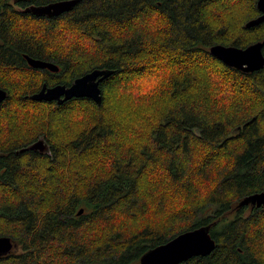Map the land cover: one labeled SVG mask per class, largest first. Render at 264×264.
<instances>
[{"label": "trees", "instance_id": "1", "mask_svg": "<svg viewBox=\"0 0 264 264\" xmlns=\"http://www.w3.org/2000/svg\"><path fill=\"white\" fill-rule=\"evenodd\" d=\"M51 1L0 0V236L18 245L0 264H141L207 224L215 249L179 264H264V207L238 205L264 191V67L244 72L210 51L264 44V22L246 26L258 0L24 12ZM95 68L114 70L100 104L30 97ZM40 139L49 152L25 149Z\"/></svg>", "mask_w": 264, "mask_h": 264}, {"label": "water", "instance_id": "2", "mask_svg": "<svg viewBox=\"0 0 264 264\" xmlns=\"http://www.w3.org/2000/svg\"><path fill=\"white\" fill-rule=\"evenodd\" d=\"M17 1V0H16ZM81 0H53L43 4H29L24 12H29L36 16L55 17L73 8ZM260 14L250 19L247 27H254L264 22V0L257 1ZM263 42L258 41L245 48L235 45H224L216 43L210 47L211 54L220 59L226 65L238 68L244 72H253L264 67ZM29 65L35 68H46L50 71H59V66L43 59H38L25 55ZM114 73L108 68H95L88 73L76 78L70 86L66 84H55L49 86L44 83L41 89L30 95L37 101H56L62 104L74 97H90L96 103L102 102V90L100 83ZM8 96L7 90L0 88V103ZM31 149L43 151L45 149L44 140H38L30 146ZM239 206L253 205L264 207V191L255 192L245 196L240 200ZM84 210L80 209V213ZM18 245L9 236H0V256H5ZM216 247V240L211 234V224L189 229L179 233L165 243L149 249L141 256V264H179L195 256H205L210 254Z\"/></svg>", "mask_w": 264, "mask_h": 264}, {"label": "flooded vegetation", "instance_id": "3", "mask_svg": "<svg viewBox=\"0 0 264 264\" xmlns=\"http://www.w3.org/2000/svg\"><path fill=\"white\" fill-rule=\"evenodd\" d=\"M43 69H45V70H49V69H46V68H43ZM50 71V70H49ZM51 72H53V71H51ZM72 84V82L69 84V85H67V86H70ZM41 140V139H40ZM42 140H44V139H42ZM37 142V141H36ZM44 142H45V149L43 150V151H41V150H38V149H33V150H36V151H40V152H42V153H46V152H49V150H50V147H49V145L47 144V142L44 140ZM35 143V142H34ZM33 143V144H34ZM32 145V144H31ZM31 145H29V147H26L25 149H31L30 148V146ZM246 206H250V209L252 208V207H255V206H253V205H246ZM14 251V249L10 252V253H8V254H6L5 256H7V255H9V254H11L12 252ZM0 257H2V256H0Z\"/></svg>", "mask_w": 264, "mask_h": 264}, {"label": "rangeland", "instance_id": "4", "mask_svg": "<svg viewBox=\"0 0 264 264\" xmlns=\"http://www.w3.org/2000/svg\"><path fill=\"white\" fill-rule=\"evenodd\" d=\"M15 6H16L17 8H20V6H19V5H15ZM249 207H250V206H248V209H249ZM230 215H231V214H230Z\"/></svg>", "mask_w": 264, "mask_h": 264}]
</instances>
